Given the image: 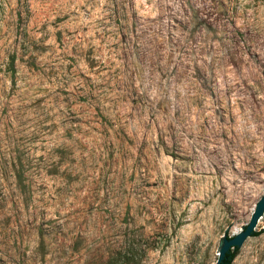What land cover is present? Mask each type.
Instances as JSON below:
<instances>
[{
  "label": "rangeland",
  "instance_id": "1",
  "mask_svg": "<svg viewBox=\"0 0 264 264\" xmlns=\"http://www.w3.org/2000/svg\"><path fill=\"white\" fill-rule=\"evenodd\" d=\"M263 194L264 0H0V264H216Z\"/></svg>",
  "mask_w": 264,
  "mask_h": 264
},
{
  "label": "water",
  "instance_id": "2",
  "mask_svg": "<svg viewBox=\"0 0 264 264\" xmlns=\"http://www.w3.org/2000/svg\"><path fill=\"white\" fill-rule=\"evenodd\" d=\"M264 212V194L255 204L250 220L236 234L224 237L223 243L217 252L216 264H220L225 254L234 247H240L245 239L255 231V227Z\"/></svg>",
  "mask_w": 264,
  "mask_h": 264
},
{
  "label": "trees",
  "instance_id": "3",
  "mask_svg": "<svg viewBox=\"0 0 264 264\" xmlns=\"http://www.w3.org/2000/svg\"><path fill=\"white\" fill-rule=\"evenodd\" d=\"M257 232H252L251 235H256ZM239 250V247H234L233 249H230L224 256V258L222 259L220 264H232L237 252Z\"/></svg>",
  "mask_w": 264,
  "mask_h": 264
}]
</instances>
